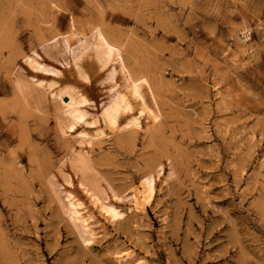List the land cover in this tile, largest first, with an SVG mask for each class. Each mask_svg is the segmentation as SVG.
I'll return each mask as SVG.
<instances>
[{
  "label": "rangeland",
  "instance_id": "1",
  "mask_svg": "<svg viewBox=\"0 0 264 264\" xmlns=\"http://www.w3.org/2000/svg\"><path fill=\"white\" fill-rule=\"evenodd\" d=\"M0 264H264V0H0Z\"/></svg>",
  "mask_w": 264,
  "mask_h": 264
}]
</instances>
